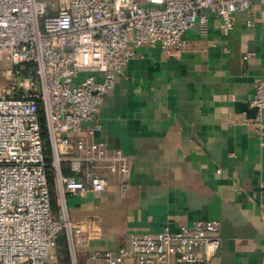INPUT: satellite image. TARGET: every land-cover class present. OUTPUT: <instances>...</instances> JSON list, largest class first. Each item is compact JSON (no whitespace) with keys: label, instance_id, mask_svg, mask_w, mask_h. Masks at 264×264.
<instances>
[{"label":"built area","instance_id":"1","mask_svg":"<svg viewBox=\"0 0 264 264\" xmlns=\"http://www.w3.org/2000/svg\"><path fill=\"white\" fill-rule=\"evenodd\" d=\"M253 1L0 0V71L10 84L0 93V264H63L52 257L60 235L68 264H79L89 239L71 220L67 197L104 193L113 179L121 196L129 186L128 156L92 138L105 94L137 47L177 51L195 23L207 30L205 10L227 32ZM256 15L264 20V0ZM25 63L34 65L33 75L16 68ZM251 105L257 112L249 121L261 127L264 75ZM220 242L219 220L196 219L177 231L132 233L128 246L86 258L209 264Z\"/></svg>","mask_w":264,"mask_h":264},{"label":"crops","instance_id":"2","mask_svg":"<svg viewBox=\"0 0 264 264\" xmlns=\"http://www.w3.org/2000/svg\"><path fill=\"white\" fill-rule=\"evenodd\" d=\"M262 5L255 0L249 12H237L227 32L205 10L207 30L195 23L173 53L158 44L135 49L103 98L92 137L128 156L129 186L121 196L113 179L104 193L67 197L71 220L89 239L79 264H102L89 263L87 253L128 246L132 233L177 231L196 219L221 222L209 264H261L264 112L255 126L246 104L253 107L264 75V20L256 15ZM60 238L52 257L68 264Z\"/></svg>","mask_w":264,"mask_h":264},{"label":"trees","instance_id":"3","mask_svg":"<svg viewBox=\"0 0 264 264\" xmlns=\"http://www.w3.org/2000/svg\"><path fill=\"white\" fill-rule=\"evenodd\" d=\"M16 68H19V71H21L22 73L30 74V75L34 74V65L31 64V63H25V64L18 65ZM60 237H61L60 238V243L64 244V246H65L66 242H65L64 235H60Z\"/></svg>","mask_w":264,"mask_h":264},{"label":"rangeland","instance_id":"4","mask_svg":"<svg viewBox=\"0 0 264 264\" xmlns=\"http://www.w3.org/2000/svg\"><path fill=\"white\" fill-rule=\"evenodd\" d=\"M9 86H10V84L2 77V74L0 71V93L1 94H7Z\"/></svg>","mask_w":264,"mask_h":264},{"label":"water","instance_id":"5","mask_svg":"<svg viewBox=\"0 0 264 264\" xmlns=\"http://www.w3.org/2000/svg\"><path fill=\"white\" fill-rule=\"evenodd\" d=\"M246 110L250 113L251 118L254 117L255 114H256V112H257L256 107L248 108V107H247V104H246Z\"/></svg>","mask_w":264,"mask_h":264}]
</instances>
